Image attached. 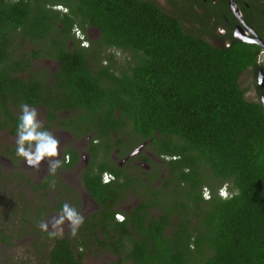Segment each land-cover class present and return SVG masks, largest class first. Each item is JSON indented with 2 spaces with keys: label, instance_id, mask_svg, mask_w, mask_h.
Returning <instances> with one entry per match:
<instances>
[{
  "label": "trees",
  "instance_id": "trees-1",
  "mask_svg": "<svg viewBox=\"0 0 264 264\" xmlns=\"http://www.w3.org/2000/svg\"><path fill=\"white\" fill-rule=\"evenodd\" d=\"M244 18L261 34L262 20ZM73 28L99 36L70 46ZM256 50L213 47L153 0H0V129L17 134L15 111L27 103L44 107L49 125L72 112V126H58L86 123L96 139L84 187L97 210L75 236L43 231L51 243L38 264H84L87 251L113 256L107 264H264V108L237 82ZM45 58L58 70L33 67ZM124 138L131 147L149 139L165 160L160 185L141 188L138 174L109 163ZM105 170L117 180L103 183ZM225 183L229 199L217 195ZM127 188L138 199L129 214L117 208Z\"/></svg>",
  "mask_w": 264,
  "mask_h": 264
},
{
  "label": "flooded vegetation",
  "instance_id": "flooded-vegetation-1",
  "mask_svg": "<svg viewBox=\"0 0 264 264\" xmlns=\"http://www.w3.org/2000/svg\"><path fill=\"white\" fill-rule=\"evenodd\" d=\"M153 1L159 5L156 0ZM165 1L170 6H173L175 9L174 13L179 14L180 18L183 20L184 27L185 24L189 25V28L187 29L189 32H194L197 36L210 43L213 47L228 48L237 41L257 47L253 60L254 63L244 68V70L239 74L237 82L239 83V77L241 74L246 70H249L252 74L251 80L253 83L249 88H243L240 83L239 86L244 90L243 96L245 98L247 91L251 92L252 90L254 93L253 95L259 98L253 102H260L262 104L261 101L264 98V82L260 81L264 80V30H261V34H259L252 25L245 21L244 15L249 14L251 18L262 20L264 24V0H233L234 4H231L230 0H201L206 4L205 7L200 8L199 6L193 5V9L190 7L189 2H186V5L184 4L183 6L182 2L185 3L184 0ZM249 4L250 8L246 11L244 8H248ZM163 11L166 12L165 10ZM194 13H196L195 16ZM92 30L94 29L92 28ZM88 31L89 30L86 29V37L91 39L88 35ZM244 39H248L250 41H246ZM255 40L260 41L262 44L254 42ZM75 43L79 44V40L75 37L68 41V45L70 46ZM56 69L58 70L57 64L52 71ZM48 81L51 82L52 80L48 78ZM52 98H56V96ZM35 108L43 109L44 123L42 130H56L57 134L55 135V138L60 141L58 146L59 156L53 159H60L61 167H59L55 173H52L49 170L47 162H41L40 177L42 178V182L40 187L43 188L44 192L50 193L53 191L56 194V198L60 199L57 201H60L61 204L66 202H70L72 204L74 203L73 208H76L80 203L82 209L84 210V214H87L88 211L94 207L93 211L90 212V214H93L97 210V205L84 187V176L85 173L96 169V166L93 165L95 162L94 155L92 154V147L94 141L96 140L93 138L94 134L90 132V134L84 137L81 141H78L79 136L76 134H85L87 132L85 131L86 123H78V126L76 123V127H74L75 129H72L71 127L70 130H67L63 126H58L59 119H66V125L72 126L73 119L71 118V120H68L72 115V112L61 111L57 113L58 120L53 121L52 124L49 125V122L45 117L44 107L35 106ZM16 113L19 114L17 111ZM57 128L60 130H57ZM0 131L6 130L0 129ZM6 132L8 135L13 136L14 139H17V134L8 131ZM116 136V133H114L113 139H115ZM128 139L129 138H124L121 147L114 146L111 149L109 152V163L113 164L118 169L117 171L120 173L122 172L123 176L138 174L140 176V180L142 181V184L140 185L141 188H144L147 185L151 187L160 185L157 177L164 176V169L161 165L165 160L156 156V153L152 151V148L150 149L147 147L149 139L135 144L132 147L128 145ZM16 148L17 144L15 143V146L9 150V153L12 155L14 161H16V159L21 160V157L16 154ZM137 148L138 150L134 152ZM71 154L76 156L74 160H72ZM102 156L103 154L100 151L97 158L99 159ZM65 157L68 158V162L66 163L64 162ZM21 162L23 165L28 166L25 159ZM18 166L19 165L16 164V167ZM70 170H75L76 178L78 177L77 179H71V176L68 174ZM103 173H107L111 176L108 183L117 180V177L113 173L107 170ZM129 188L126 190V192L129 193V195L126 196V200H128L129 204L133 203L131 205L127 204L122 208L121 203L124 202V200H122L120 205H117V208H120L126 214L131 213L132 207L138 203V199L132 197V189L130 190ZM81 192L86 196L82 202L78 198V194ZM62 197H64V199ZM46 207V210L50 209L48 206ZM58 207L60 208V206ZM122 216L125 218L124 214H122Z\"/></svg>",
  "mask_w": 264,
  "mask_h": 264
},
{
  "label": "rangeland",
  "instance_id": "rangeland-1",
  "mask_svg": "<svg viewBox=\"0 0 264 264\" xmlns=\"http://www.w3.org/2000/svg\"><path fill=\"white\" fill-rule=\"evenodd\" d=\"M156 1L163 10L174 13L175 9L173 6L167 4L165 0ZM185 28L188 29L189 25L185 24ZM87 30H89L88 35L91 39L99 36L97 31L92 30V28H87ZM87 44L89 45V42ZM30 49L31 47L29 46L27 49H21V52L29 51ZM36 62V65L33 67H43L50 71H52L57 64L55 61L46 58L37 60ZM251 79L252 74L249 70H246L239 77V83L243 88H249L253 83ZM253 94L252 90L251 92L247 91L246 98L251 101H256L258 97H255ZM36 109L39 113L38 119L43 124V109ZM16 111L21 114V108ZM57 130L60 129L57 128ZM48 131L54 137L57 134L54 129H49ZM88 134H90V131L85 134H76L79 136L78 141H81ZM15 143L16 139H14L13 136L8 135L6 131H0V262L25 261L28 264H38L43 259V253L41 251H47L51 243V240L42 233L43 230L39 227V223L41 221L49 222V231H53L50 222L53 217H58L60 215L64 203L61 204L60 201H57L60 199L56 198V194L53 191L50 193L44 192L43 188L40 187L42 182V178L40 177L41 167L36 169L34 167L23 165L21 162L24 160L23 157H21V160H13L9 150L15 146ZM16 164L19 166L16 167ZM68 174L71 176V179L78 178H76L75 170H70ZM156 186L158 185L152 187ZM204 188L209 190L207 187ZM78 196L81 202L84 197H86L82 192L79 193ZM62 198L64 199V197ZM126 201L121 203L122 208L129 204L128 200ZM66 203L71 207L74 205V203ZM42 205L48 206L50 209H42L43 215L40 218V221L35 223L34 219L28 220L29 216L32 215L33 209ZM58 206H60V208ZM75 209L85 216L90 214L94 207L88 211L87 214H84V210L80 203ZM25 210H27L26 214ZM158 212L159 210L152 209L150 214L153 215ZM34 225L35 228L33 227ZM62 227L63 233L62 235H59L60 237L65 233L71 235V229L67 221H65ZM112 259L113 256L105 252L87 251L84 256V264H107V262Z\"/></svg>",
  "mask_w": 264,
  "mask_h": 264
},
{
  "label": "clouds",
  "instance_id": "clouds-1",
  "mask_svg": "<svg viewBox=\"0 0 264 264\" xmlns=\"http://www.w3.org/2000/svg\"><path fill=\"white\" fill-rule=\"evenodd\" d=\"M73 36L79 40V46L87 47V39L79 29H72ZM264 82V80L260 81ZM21 115L19 116V122L17 125V139H16V154L25 159L28 166L39 169L41 162L46 161L49 170L55 173L56 170L61 167L60 159H53L59 156V143L49 131L42 130L43 124L38 119V110L35 107L30 106L27 103L21 104ZM65 163L68 162V158L65 157ZM105 174V173H103ZM102 174V176H103ZM114 179V177H113ZM109 177H104V183H108ZM103 182V181H102ZM217 195L223 199H229L230 194L227 190L226 183L223 184L217 190ZM202 196L205 199H210V192L205 188L202 189ZM121 214V213H116ZM114 215L117 221H123L124 217ZM122 215V214H121ZM67 221L71 229V234L75 236L78 229L84 223V216L80 214L75 208L71 207L68 203H64L62 211L58 217H53L51 220V227L53 231H49V222L41 221L39 227L48 232L50 237H57L63 233V225Z\"/></svg>",
  "mask_w": 264,
  "mask_h": 264
},
{
  "label": "water",
  "instance_id": "water-1",
  "mask_svg": "<svg viewBox=\"0 0 264 264\" xmlns=\"http://www.w3.org/2000/svg\"><path fill=\"white\" fill-rule=\"evenodd\" d=\"M230 2H231V4H234V1L233 0H230ZM236 10V9H235ZM244 40H246V41H250V40H248V39H244ZM254 42H256V43H258V44H262L260 41H257V40H255ZM262 105H263V108H264V98L262 99ZM138 150V148L134 151V152H136Z\"/></svg>",
  "mask_w": 264,
  "mask_h": 264
},
{
  "label": "built area",
  "instance_id": "built-area-1",
  "mask_svg": "<svg viewBox=\"0 0 264 264\" xmlns=\"http://www.w3.org/2000/svg\"><path fill=\"white\" fill-rule=\"evenodd\" d=\"M106 175L109 177V180L111 179V176H110L109 174L105 173V174H103V176H102V181H103V182H104V177H105ZM117 215L122 216L121 214H116V217H117Z\"/></svg>",
  "mask_w": 264,
  "mask_h": 264
}]
</instances>
